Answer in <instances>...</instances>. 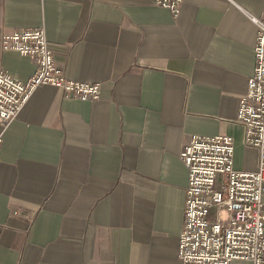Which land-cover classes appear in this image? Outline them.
Masks as SVG:
<instances>
[{
	"label": "crops",
	"instance_id": "0c3cea01",
	"mask_svg": "<svg viewBox=\"0 0 264 264\" xmlns=\"http://www.w3.org/2000/svg\"><path fill=\"white\" fill-rule=\"evenodd\" d=\"M263 2L183 0L173 17L152 0H0V38L42 29L63 77L100 89L41 86L0 126V264H180L189 137L226 135L234 170L258 165L235 117ZM0 72L34 70L0 41Z\"/></svg>",
	"mask_w": 264,
	"mask_h": 264
},
{
	"label": "built area",
	"instance_id": "2783aa9c",
	"mask_svg": "<svg viewBox=\"0 0 264 264\" xmlns=\"http://www.w3.org/2000/svg\"><path fill=\"white\" fill-rule=\"evenodd\" d=\"M182 2L152 0L173 17ZM250 21L255 64L245 95L237 101L235 123L242 129L243 146L258 152V165L255 171L234 170V142L226 135L189 137L178 156L187 173L183 224L177 237L180 264H264V4L259 17ZM0 41L2 51L27 57L34 70L23 83L0 72V126L16 118L41 86L58 89L67 100H98L99 84L63 77L42 29L13 31Z\"/></svg>",
	"mask_w": 264,
	"mask_h": 264
},
{
	"label": "rangeland",
	"instance_id": "374dc122",
	"mask_svg": "<svg viewBox=\"0 0 264 264\" xmlns=\"http://www.w3.org/2000/svg\"><path fill=\"white\" fill-rule=\"evenodd\" d=\"M222 216H223V213H222Z\"/></svg>",
	"mask_w": 264,
	"mask_h": 264
}]
</instances>
